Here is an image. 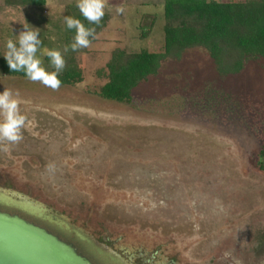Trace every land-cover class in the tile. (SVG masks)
Returning <instances> with one entry per match:
<instances>
[{"label": "rangeland", "instance_id": "obj_1", "mask_svg": "<svg viewBox=\"0 0 264 264\" xmlns=\"http://www.w3.org/2000/svg\"><path fill=\"white\" fill-rule=\"evenodd\" d=\"M77 2L15 9L0 0V56L27 22L50 72L44 52L64 53V17L77 18ZM105 15L103 31L73 54L82 82L54 91L0 76V93H19L27 117L23 140L0 145V189L63 214L134 264H264V59L221 76L205 49H189L130 102L106 101L98 92L115 48L162 51L163 0H106Z\"/></svg>", "mask_w": 264, "mask_h": 264}, {"label": "trees", "instance_id": "obj_2", "mask_svg": "<svg viewBox=\"0 0 264 264\" xmlns=\"http://www.w3.org/2000/svg\"><path fill=\"white\" fill-rule=\"evenodd\" d=\"M2 3L5 8H44L47 0H2ZM76 19L87 28H95L97 36L107 26L109 16L104 15L99 25L88 22L81 12ZM163 20L162 51L128 53L115 48L111 52L106 64V82L98 92L102 99L130 102L134 89L148 77L155 76L162 62L178 60L186 50L193 48L205 49L221 76L240 72L250 58L264 59V0H163ZM65 31L68 37L65 33L64 47L74 42L76 34L75 29L67 26ZM90 40L92 43L95 39ZM74 52L69 49L62 53L66 67L58 77L61 86L82 82ZM42 59L46 68L55 70L46 52ZM0 76L28 79L22 71H11L4 56H0ZM260 156L264 159V146ZM260 169L264 170L263 164H260Z\"/></svg>", "mask_w": 264, "mask_h": 264}, {"label": "water", "instance_id": "obj_3", "mask_svg": "<svg viewBox=\"0 0 264 264\" xmlns=\"http://www.w3.org/2000/svg\"><path fill=\"white\" fill-rule=\"evenodd\" d=\"M0 264H128L41 204L0 192Z\"/></svg>", "mask_w": 264, "mask_h": 264}, {"label": "clouds", "instance_id": "obj_4", "mask_svg": "<svg viewBox=\"0 0 264 264\" xmlns=\"http://www.w3.org/2000/svg\"><path fill=\"white\" fill-rule=\"evenodd\" d=\"M106 0H78L77 7L83 17L90 23L99 25L105 15ZM125 9L117 6V14H122ZM64 22L68 29H75L74 42L70 46L64 47V53L69 49L77 51L81 48H88L91 40L95 39V28H87L79 20L71 16H65ZM42 41L39 39V29L34 28L27 22L23 23V30L17 36V41L8 39L6 42V52L4 58L13 72H24L26 77L33 82H40L44 86L54 91L59 90L61 80L58 78L66 67V61L60 50H47L46 55L50 58L54 71H46L42 66V61L37 57L38 48ZM17 44L19 46H17ZM26 115L21 113L19 93L5 88L0 93V145L19 144L23 140L22 129L26 123ZM2 150L7 151L5 146ZM48 171L55 170V164L49 163ZM225 257L231 253L225 252ZM234 264H241V261L234 260Z\"/></svg>", "mask_w": 264, "mask_h": 264}, {"label": "flooded vegetation", "instance_id": "obj_5", "mask_svg": "<svg viewBox=\"0 0 264 264\" xmlns=\"http://www.w3.org/2000/svg\"><path fill=\"white\" fill-rule=\"evenodd\" d=\"M0 192H7L8 194H12V193H14V192H9V191H7V190H3V189H0ZM14 194H16V193H14ZM16 195H18V196H21V198L22 197H26L25 195H21V194H16ZM28 198V197H27ZM29 200H31L30 198H29ZM31 201H33V200H31ZM33 202H35V203H38L37 201H33ZM38 204H41V203H38ZM42 205V204H41ZM42 206H44L47 210H49L51 213H53V214H55V215H57V216H60V217H62V218H64L65 220H67L69 223H71V224H73V225H75L76 227H78V228H80V229H82L87 235H89L90 237H92L93 239H95L98 243H100V244H102V245H104L105 247H107V249H109V250H112V251H115L116 253H118L125 261H126V263H128V264H134L133 263V260L131 259V258H127L126 256H124L123 255V253L120 251V249H116V248H114V247H110V246H108L107 244H106V240H97V238L96 237H94V236H92L89 232H87L85 229H83L82 227H80V226H77L76 224H74L73 222H71L68 218H66L63 214H61V213H59V212H57V211H55V210H52V209H50V208H48L47 206H45V205H42Z\"/></svg>", "mask_w": 264, "mask_h": 264}]
</instances>
